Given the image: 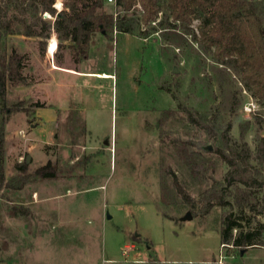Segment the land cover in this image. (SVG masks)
Instances as JSON below:
<instances>
[{
    "label": "rangeland",
    "instance_id": "rangeland-1",
    "mask_svg": "<svg viewBox=\"0 0 264 264\" xmlns=\"http://www.w3.org/2000/svg\"><path fill=\"white\" fill-rule=\"evenodd\" d=\"M64 2L58 0L57 12L64 10ZM105 8L115 11L114 2L107 1ZM43 16L54 22L48 13ZM31 18L26 15L27 22ZM19 25L20 32L4 42L9 51L15 47L26 55L27 76L25 83L8 88L6 104L19 108L0 113V122L6 120L8 176L28 156L31 171L49 160L62 164L84 154L92 157L73 176L2 191L0 264H152L149 259L156 264H264V246L242 253L221 244L223 216L231 206L216 205L206 215L183 219L190 206L166 209L172 218L165 216L160 200L161 166L171 188L168 168L199 207L214 182L226 186L232 167L216 151L221 143L213 138L215 132L189 121L190 111L217 119L227 140L221 148L247 154L249 165L264 178V107L234 70L212 62L196 44L168 45L158 33L142 39L125 32H114V39L96 33L89 58L75 66L68 41L49 57L40 39L25 35ZM49 39V52L55 54L60 40L55 32ZM53 64L110 75L77 74ZM43 102L60 108L52 124L48 110L43 112L46 131L37 115V104ZM71 113L78 114L77 120H70ZM178 140L195 151L202 165L199 177L179 157ZM238 186L241 194L252 192L242 224L264 223L259 211L264 189ZM13 206L17 215L10 213Z\"/></svg>",
    "mask_w": 264,
    "mask_h": 264
},
{
    "label": "trees",
    "instance_id": "trees-1",
    "mask_svg": "<svg viewBox=\"0 0 264 264\" xmlns=\"http://www.w3.org/2000/svg\"><path fill=\"white\" fill-rule=\"evenodd\" d=\"M108 0H68L69 9L56 11V0H0V113H11L19 108L18 103L6 104L9 85L25 83L24 73L26 55L15 47L9 51L4 45L8 35L20 32L21 24L24 34L38 37L40 47L46 50L52 33L58 36V50L63 48V40L67 45L75 63L89 57L93 36L102 32L113 37V33L125 32L147 38L153 33L168 45L176 44L184 47L187 44L197 45L196 50L207 55L215 64H221L234 72L240 82L250 91L252 98L264 107V0H115V11L105 8ZM58 2V0H57ZM14 9V12L10 11ZM17 11V12H16ZM32 18L27 22L26 15ZM48 13L54 22L46 19ZM54 16V17H53ZM198 26L194 28V22ZM41 106L42 104H37ZM190 122L198 124L204 130L215 132L212 135L221 146L227 143L225 132L217 119H208L205 114L198 117L190 111ZM218 125V126H217ZM6 120L0 122V196L5 190L19 191L31 182L59 179L73 176L83 168L92 155H83L76 162L59 163L49 160L34 170L29 169L27 158L15 164V174L8 176L6 170ZM179 157L190 168L195 177H199L201 167L195 151L189 152L186 146L176 141ZM216 147L221 157L226 160L231 170L226 176V186L214 182L210 189L203 192L199 207L187 192L179 176L167 169L172 175V188L168 184L161 166V206L165 216L167 210L178 209L180 203L190 206L192 213L206 215L219 205L231 206V210L223 216L221 225V244L236 247L246 252L250 247L264 246V223L246 228L242 220L247 218L245 207L249 204L251 193L241 194L239 183L248 188L264 189V178L261 172L249 164L247 154L237 151L226 152ZM94 155V154H93ZM74 159V152L70 161ZM233 190L227 192L230 187ZM5 193V192H4ZM241 195H240V194ZM233 196V200L229 199ZM260 212H264V194L260 198ZM258 205V203H257ZM239 210L232 209L235 207ZM256 208V204H251ZM167 209V210H166ZM27 214V208H21ZM10 213L19 212L13 206ZM250 221V218L248 219ZM138 239L137 236H135ZM152 264H156L153 260Z\"/></svg>",
    "mask_w": 264,
    "mask_h": 264
},
{
    "label": "crops",
    "instance_id": "crops-1",
    "mask_svg": "<svg viewBox=\"0 0 264 264\" xmlns=\"http://www.w3.org/2000/svg\"><path fill=\"white\" fill-rule=\"evenodd\" d=\"M56 3H57V0H56V2H55V4H54V7H55V5H56ZM68 4H69V2H68V0H65V2H64V6H63V9L64 10H66L69 6H68ZM56 8V7H55ZM53 20H55V18H53ZM100 33H102V32H100ZM53 34V33H52ZM102 34H104V33H102ZM96 35V34H95ZM95 35L93 36V40H94V38H95ZM52 36V35H51ZM51 38V37H50ZM93 40H92V43H91V46H90V49H91V47H92V44H93ZM50 42V39H49V41H48V45H47V48H46V51L48 50V53L50 54V56L49 57H53V56H56L57 54H58V48H57V50H56V52H55V54H53V53H50L49 52V43ZM58 44H59V41H58ZM68 44H69V41H68ZM67 44V45H68ZM70 52V51H69ZM89 56H90V52H89ZM89 58V57H88ZM83 61V60H82ZM81 61V62H82ZM81 62H79V63H81ZM75 63V62H74ZM76 64H78V63H75V66H76ZM53 67H56V68H59V69H66V68H68V69H66L68 72H77V74H96L97 76H99V74H109V73H107V72H105V71H103V72H101V73H93V72H90V71H76L75 69H73L71 66H68V67H65L64 65H61V64H59V65H57L56 66V64H53ZM110 75V74H109ZM39 106V105H38ZM46 110H48L47 112H49L48 114H50V117L48 118L49 120L48 121H50L49 123L50 124H52L54 121H56L57 120V118H58V113H59V110H60V108H58V107H55L54 105H46L44 102L42 103V105L40 106V108L38 109V111H37V115L38 116H40L41 117V119H42V131H46L45 129V127H46V125H45V123H47L46 121H45V118H44V113L43 112H45ZM75 112L76 110H71V112ZM72 114V113H71ZM75 115H76V113H75ZM71 118L72 119H70V120H77V118H78V114H77V116L76 117H73V114H72V116H71ZM38 131H40L39 130V127H37L36 129L34 128V130H33V133L35 134V133H37ZM83 131L86 133V130L83 128ZM33 134V135H34ZM56 136V132L54 133V137ZM58 136V135H57ZM48 143V145H49V143L50 142H47ZM79 158V157H78ZM77 158V159H78ZM134 245V244H133ZM149 261L151 262L152 261V259H149Z\"/></svg>",
    "mask_w": 264,
    "mask_h": 264
},
{
    "label": "water",
    "instance_id": "water-1",
    "mask_svg": "<svg viewBox=\"0 0 264 264\" xmlns=\"http://www.w3.org/2000/svg\"><path fill=\"white\" fill-rule=\"evenodd\" d=\"M59 12H60V11H58V13H59ZM46 16H47V15H46ZM174 71L177 72V71H178L177 68H175ZM207 149H208V150H211V146H208ZM27 162H28V163L31 162V156H28V157H27ZM192 217H193L192 212H191V211H188V212L186 213V215L183 217V219H189V218H192ZM242 253H244V251H242Z\"/></svg>",
    "mask_w": 264,
    "mask_h": 264
},
{
    "label": "built area",
    "instance_id": "built-area-1",
    "mask_svg": "<svg viewBox=\"0 0 264 264\" xmlns=\"http://www.w3.org/2000/svg\"><path fill=\"white\" fill-rule=\"evenodd\" d=\"M115 0H108V2H114ZM64 5V4H63ZM55 7H56V5H55ZM56 9H58L59 10V8H56ZM116 32V31H115Z\"/></svg>",
    "mask_w": 264,
    "mask_h": 264
}]
</instances>
